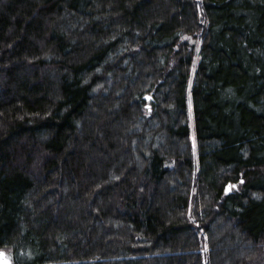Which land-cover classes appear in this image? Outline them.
Returning a JSON list of instances; mask_svg holds the SVG:
<instances>
[{
    "label": "trees",
    "instance_id": "16d2710c",
    "mask_svg": "<svg viewBox=\"0 0 264 264\" xmlns=\"http://www.w3.org/2000/svg\"><path fill=\"white\" fill-rule=\"evenodd\" d=\"M0 251L264 264V0H0Z\"/></svg>",
    "mask_w": 264,
    "mask_h": 264
},
{
    "label": "rangeland",
    "instance_id": "374dc122",
    "mask_svg": "<svg viewBox=\"0 0 264 264\" xmlns=\"http://www.w3.org/2000/svg\"><path fill=\"white\" fill-rule=\"evenodd\" d=\"M187 43L188 44L189 43L194 44L195 46H198V44H199L197 39H192V38H189L187 40ZM191 70L193 73L194 70L193 69H191ZM191 77H192V75H191ZM187 104H188V111L190 112L191 111V104H190L189 100H188ZM0 264H11V261L9 259V255L5 251H0Z\"/></svg>",
    "mask_w": 264,
    "mask_h": 264
},
{
    "label": "water",
    "instance_id": "95a60500",
    "mask_svg": "<svg viewBox=\"0 0 264 264\" xmlns=\"http://www.w3.org/2000/svg\"><path fill=\"white\" fill-rule=\"evenodd\" d=\"M233 188L235 189V188H236V186H235V185H233ZM229 189H230V185L226 187V193H228Z\"/></svg>",
    "mask_w": 264,
    "mask_h": 264
}]
</instances>
